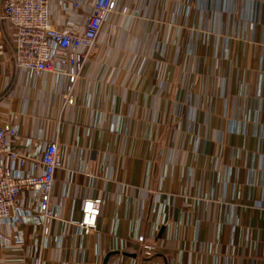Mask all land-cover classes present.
<instances>
[{
    "label": "crops",
    "instance_id": "1",
    "mask_svg": "<svg viewBox=\"0 0 264 264\" xmlns=\"http://www.w3.org/2000/svg\"><path fill=\"white\" fill-rule=\"evenodd\" d=\"M79 1L49 0L50 23L80 31ZM3 47L0 122L26 157L14 168L49 141L61 167L58 216L46 222L22 193L30 215L1 224L0 264H264V0H117L72 85L63 64L17 69L12 35V55ZM88 197L101 205L85 234Z\"/></svg>",
    "mask_w": 264,
    "mask_h": 264
},
{
    "label": "built area",
    "instance_id": "2",
    "mask_svg": "<svg viewBox=\"0 0 264 264\" xmlns=\"http://www.w3.org/2000/svg\"><path fill=\"white\" fill-rule=\"evenodd\" d=\"M49 0H0V20L10 29L13 45V63L17 69L29 74H40L51 70L54 64H63L68 82L72 85L89 52L96 45V39L102 23L116 9L117 0H89L90 9L83 27L76 31L69 26L57 27L50 23L48 12ZM68 1L72 9L81 7L79 0ZM70 87V86H69ZM67 95L66 101L72 103ZM17 136L16 128L9 121L0 122V156L6 154L11 161L7 166L0 160V226L3 222L14 225L18 218L30 215L28 209L18 207L19 196L25 191L37 197L36 210L48 222L58 216V208L49 206L50 193L54 177L61 167L55 141H49L40 153L37 162H32L30 169L16 170L14 161L23 164L26 157L15 149L7 148L9 137ZM101 199L88 197L82 201L81 216L76 222L83 233L88 234L97 226ZM37 222V221H36ZM47 229H44V233ZM10 239L0 228V248L9 245ZM16 242L19 239L16 238ZM140 253L149 256L154 246L137 237Z\"/></svg>",
    "mask_w": 264,
    "mask_h": 264
},
{
    "label": "rangeland",
    "instance_id": "3",
    "mask_svg": "<svg viewBox=\"0 0 264 264\" xmlns=\"http://www.w3.org/2000/svg\"><path fill=\"white\" fill-rule=\"evenodd\" d=\"M10 37H11V31L6 27L5 23L2 22L0 20V43H2L3 45H0V47L2 48V46H4V49L10 50V54L11 53V49H9V41H10ZM10 54L7 56L9 59H12V57L10 56ZM0 56H4L3 53L0 52Z\"/></svg>",
    "mask_w": 264,
    "mask_h": 264
},
{
    "label": "water",
    "instance_id": "4",
    "mask_svg": "<svg viewBox=\"0 0 264 264\" xmlns=\"http://www.w3.org/2000/svg\"><path fill=\"white\" fill-rule=\"evenodd\" d=\"M109 255H110V254L108 253V254L104 257V259H103V261H102V264H106V261H107Z\"/></svg>",
    "mask_w": 264,
    "mask_h": 264
}]
</instances>
